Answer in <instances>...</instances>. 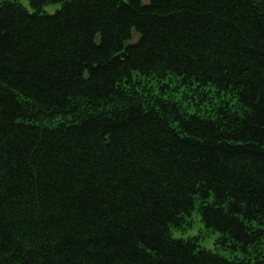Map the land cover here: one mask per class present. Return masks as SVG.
<instances>
[{
	"label": "trees",
	"instance_id": "16d2710c",
	"mask_svg": "<svg viewBox=\"0 0 264 264\" xmlns=\"http://www.w3.org/2000/svg\"><path fill=\"white\" fill-rule=\"evenodd\" d=\"M28 2L0 0V264H254L169 228L198 199L240 254L264 239V0ZM166 71L240 113L129 95Z\"/></svg>",
	"mask_w": 264,
	"mask_h": 264
},
{
	"label": "rangeland",
	"instance_id": "374dc122",
	"mask_svg": "<svg viewBox=\"0 0 264 264\" xmlns=\"http://www.w3.org/2000/svg\"><path fill=\"white\" fill-rule=\"evenodd\" d=\"M29 12L32 8L28 0H18ZM60 8L59 4H49L44 6L43 12L53 14ZM169 77L166 79L169 83L158 81L149 75H139L138 73L131 74V83L128 86V93L138 99H147L154 102V99H162L166 102H179L186 109L187 114H196L202 117H215L219 110L240 113V107L230 92L219 93L216 89L206 87L199 89L195 84H184L178 79ZM191 89L193 91L191 92ZM145 102V101H144ZM60 118L50 121L56 123ZM197 201V202H196ZM196 205H200L201 201L195 199ZM186 220V221H185ZM184 223H179V226L173 234L174 238L194 239L195 245L200 249L211 250L212 252L222 255L230 259L247 258L254 264H264V239H259L257 245L251 248L248 255H243L238 252L231 242L223 240L217 233L204 228L197 212L191 213L188 218H185ZM251 227H257L256 224H251ZM173 228V227H172ZM264 230V227H260Z\"/></svg>",
	"mask_w": 264,
	"mask_h": 264
},
{
	"label": "bare ground",
	"instance_id": "6f19581e",
	"mask_svg": "<svg viewBox=\"0 0 264 264\" xmlns=\"http://www.w3.org/2000/svg\"><path fill=\"white\" fill-rule=\"evenodd\" d=\"M22 5V4H21ZM23 6V5H22ZM132 36H134V34L132 35ZM138 37H137V35H136V37H135V40L137 39ZM135 42L134 40H133V37H132V40H129L128 42H126V44L124 45V48H126V46H128V45H132L133 43ZM160 75V76H159ZM157 74V75H155V74H151L150 76H152V77H154L155 79H157L158 81H164V82H166V83H169L168 81H166V79L167 78H169V77H174V75H172L169 71H166L165 73H164V75L161 73V74ZM178 79L179 81H181L182 83L183 82H185L184 81V79H182L181 77H174L173 79ZM199 88V87H198ZM199 89H203V88H199ZM193 91V89H191V92ZM197 202V201H196ZM196 202H194V204L192 205V208H193V210H192V212L191 213H193V212H197L198 214H199V212H198V209H199V206L198 205H196L195 203ZM190 213V214H191ZM190 214H188V216L190 215ZM188 216L186 217V218H188ZM176 229H174V228H172V227H170L169 228V238H170V240H184V239H180V238H174L173 237V234L175 233V232H172V231H175ZM185 240H190V239H185ZM184 240V241H185ZM211 251V250H210Z\"/></svg>",
	"mask_w": 264,
	"mask_h": 264
}]
</instances>
